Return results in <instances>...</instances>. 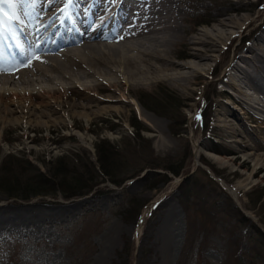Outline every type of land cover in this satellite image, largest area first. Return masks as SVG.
I'll use <instances>...</instances> for the list:
<instances>
[{"label": "rangeland", "instance_id": "374dc122", "mask_svg": "<svg viewBox=\"0 0 264 264\" xmlns=\"http://www.w3.org/2000/svg\"><path fill=\"white\" fill-rule=\"evenodd\" d=\"M262 1L177 0L184 11L181 24L188 36L209 30L213 18L221 14L226 21L232 22L229 34L215 42L218 51L215 48L209 53L213 56L208 66L197 71L185 84L162 80L149 86H135L133 92L127 94L131 106L124 115L104 112L92 116L90 121L65 115L61 118L64 124L51 119L56 123L31 129L24 124L17 125L13 116L7 120L9 122L0 123V168L6 156L15 155L30 161L35 169L46 172L51 160L67 153H78L94 165V145L103 139L113 145L120 156H128L127 167L137 165L152 154L151 159L161 160L164 165L178 163L185 169H198L203 183L207 178L202 173L207 174L216 187H220L216 203L220 204L227 195L231 199L230 205L237 207L247 218L234 237L239 235L247 242L246 238L254 235L255 229L264 234V172L245 181L241 175L244 172L250 175L252 169L240 167L242 158L233 163L231 160L236 159L237 154L230 150L240 146L244 153H252V148L256 147L264 153V116L255 108L242 107L241 100L245 98L226 83L231 79L243 92L252 94L246 81L232 66L238 63L249 70L254 62L255 52L249 53L248 47L264 36ZM261 47L262 42L255 45V48ZM182 48L174 47L170 56L185 63L187 59L182 57ZM215 71L217 77L211 78ZM166 90L172 93L168 101L176 108L181 106L180 113L185 119L182 127L179 113L175 112L171 120L146 110L137 101L146 99L167 104L161 98V92ZM79 92L83 94L78 89L56 93L54 97L45 94L35 97L33 102L48 103L56 97V100L68 99L70 102L81 98ZM7 96L3 100L9 103L12 98ZM138 109L152 116L141 117ZM196 113L200 120L195 118ZM232 113L239 115L240 120H233V129L228 130L224 128L227 125L224 119ZM140 129L144 131L140 132ZM231 131L233 135L228 137ZM81 139L88 144L81 143ZM222 161L225 165H221ZM168 175L173 177L168 185L163 182L145 185L140 178H134L120 188L110 183L101 184L97 191L105 185L111 191H93L87 197L71 200L45 196L25 201L0 192V264H125L124 257L121 259L119 254L126 240L133 245L130 264H177L186 238V219L177 201V187L183 178L174 177L170 172ZM130 196L145 204L136 224L126 223L122 216ZM216 215L214 226L208 225L209 229H215L214 233L202 242L200 249V239L193 244L185 264H228L231 236L227 230L234 220Z\"/></svg>", "mask_w": 264, "mask_h": 264}, {"label": "bare ground", "instance_id": "6f19581e", "mask_svg": "<svg viewBox=\"0 0 264 264\" xmlns=\"http://www.w3.org/2000/svg\"><path fill=\"white\" fill-rule=\"evenodd\" d=\"M60 6L42 2L40 11L43 15L39 20L32 15L25 16L22 17L24 23L16 26L35 33L39 25L42 37L40 60L14 75L0 74L1 124L14 116L17 125L24 124L31 129L56 123L51 119L62 123L61 118L65 115L87 121L104 112L124 115L131 106L127 94H131L135 86H149L162 80L185 84L197 71L209 65L213 56L209 53L217 47L215 42L229 34L228 28L233 26L221 14L213 18L209 30L188 36L181 24L184 11L177 0H115V3L113 0H80L79 9L71 20H64L60 15ZM48 34L53 39L61 34L63 37L58 41L65 40L52 47L46 46L43 40ZM259 42L262 47L255 48ZM179 46L183 47L185 63L170 56L171 50ZM248 51L255 52L251 68L240 67L238 63L232 68L246 81L252 94L243 92L231 79L226 83L245 98L239 102L242 107L255 108L264 116V36L252 43ZM74 89L83 93L79 92L81 98L78 100L69 102L68 99L56 100V97L48 103L33 102L37 96L54 97L56 93ZM5 95L11 96L9 103L3 100ZM138 113L146 119L152 116L142 109H138ZM233 120H240L239 115L232 113L225 118L227 125L224 128L233 129ZM232 135V131L228 133V137ZM81 143L88 144L85 139H81ZM252 149V153H244L240 146L230 149L237 154V158L231 160L233 163L242 158L240 167L252 169L250 175L247 172L241 175L245 181L264 172V153L256 147Z\"/></svg>", "mask_w": 264, "mask_h": 264}, {"label": "trees", "instance_id": "16d2710c", "mask_svg": "<svg viewBox=\"0 0 264 264\" xmlns=\"http://www.w3.org/2000/svg\"><path fill=\"white\" fill-rule=\"evenodd\" d=\"M203 22L201 21V23ZM215 77H217V71L213 72L211 76V78ZM161 93V98L163 97V100L168 102L167 104L162 105L158 101L146 99H137V101L146 110L171 118V120L174 119L175 112L179 113L181 117L179 124L182 127L185 119L180 113L181 106L176 108L172 102L168 101L172 96L171 92L166 90ZM176 121L175 119L174 123ZM131 126L133 127L134 124ZM139 131L143 132L144 130L140 129ZM174 133L178 132L174 131ZM94 148L96 156L94 165L89 160L88 163L87 158L83 160L78 153H70V155L67 153L51 160L46 172L35 169L30 161L23 157L8 155L3 159L0 168V192L5 193L9 198L25 201L45 196H61L65 200H71L87 197L93 191L100 193L111 191L107 185L99 191L96 190L99 185L105 183L120 188L126 181L140 178L144 171L146 173L140 179L145 185L156 182L168 185L173 179L168 175L170 172L174 177L183 178L177 187L179 192L177 201L186 219V238L185 247L177 264H185V260L191 254L193 244L197 243V240L200 239L201 244H198L200 249L202 242L214 233L215 229H209L208 225L214 226L217 218L216 213L234 220L233 225L227 230L228 236H231L228 264H264V234L255 229L254 235H249L246 238L247 242L242 237L239 238V235L234 237L238 228L245 225L244 222L247 221V218L237 207L230 205L231 199L227 195L223 197L220 204L216 203L220 187H216L214 181L207 174L202 173L207 178V182L203 183V180L198 176L201 174L198 169L195 171L192 168L185 169L178 163L164 165L161 160L151 159L152 154L148 158L140 160L137 165L127 167L128 156H120L121 153L107 141L99 140ZM71 159L75 163H72ZM163 169L169 172L164 174L157 172ZM144 206L145 204L138 199L128 197L126 207L122 212L123 220L126 223L136 224ZM84 236L83 233L82 237ZM132 252L133 245L129 240H126L125 246L119 254L121 259L124 257L125 264H130ZM142 252L147 251L142 249ZM225 264L227 263L225 262Z\"/></svg>", "mask_w": 264, "mask_h": 264}, {"label": "snow or ice", "instance_id": "6c2138e0", "mask_svg": "<svg viewBox=\"0 0 264 264\" xmlns=\"http://www.w3.org/2000/svg\"><path fill=\"white\" fill-rule=\"evenodd\" d=\"M42 2L62 5L58 11L64 20H71L80 6V0H0V74L14 75L24 68H30L34 61L40 60L42 37L39 35V25L35 33L26 32L23 27L16 26L24 23L22 17L25 16L32 15L39 20L43 15L40 11ZM33 36L34 40L31 39ZM195 118L201 119L199 113L195 114Z\"/></svg>", "mask_w": 264, "mask_h": 264}]
</instances>
